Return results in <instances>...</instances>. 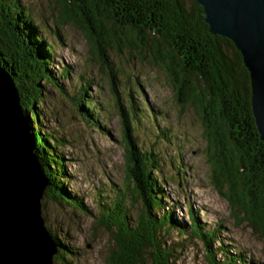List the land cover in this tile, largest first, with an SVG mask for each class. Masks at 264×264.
<instances>
[{
  "label": "trees",
  "instance_id": "obj_1",
  "mask_svg": "<svg viewBox=\"0 0 264 264\" xmlns=\"http://www.w3.org/2000/svg\"><path fill=\"white\" fill-rule=\"evenodd\" d=\"M19 1L0 0V68L16 90L32 154L46 182L42 197L89 214L63 185V159L55 151L61 141L40 130L35 108L43 95L39 83L58 85L48 68L51 50ZM58 6L61 21L80 30L107 72L122 120L128 180L141 203L142 212L135 219L128 217L123 197L102 207L96 223L114 247L108 264H172L173 250L166 246L163 231L178 229L162 205L166 199L155 176L156 155L142 152L132 136L117 92L116 69L107 55L111 46L138 49L140 60L147 58L171 79L179 103L195 107L204 126L213 189L228 203L237 223H246L263 238L264 144L250 108L249 75L232 42L209 33L194 0H58ZM85 93L81 88L78 107L91 117ZM189 218L193 236L206 250L207 264H255L224 246L211 250L219 231L205 230L192 211ZM46 230L57 246L54 264H74L64 243Z\"/></svg>",
  "mask_w": 264,
  "mask_h": 264
},
{
  "label": "rangeland",
  "instance_id": "obj_2",
  "mask_svg": "<svg viewBox=\"0 0 264 264\" xmlns=\"http://www.w3.org/2000/svg\"><path fill=\"white\" fill-rule=\"evenodd\" d=\"M19 4L51 50L48 68L58 85L39 83L43 95L35 108L40 130L61 141L55 151L63 159V185L89 213L42 197L44 226L64 243L74 264H108L114 247L96 223L102 207L123 197L129 218L142 212L128 180L115 95L87 39L72 23L61 21L58 0H20ZM139 54L138 49L123 47L107 50L132 136L142 152L156 155L155 176L166 199L162 205L180 229L163 231L166 246L173 250L172 264H207L206 250L190 230V211L205 230L219 231L211 250L224 246L230 253L264 264V237L246 223H237L228 203L212 187L201 117L194 106L179 103L164 70L147 58L140 60ZM81 88L86 90L83 101H89L91 117L78 107Z\"/></svg>",
  "mask_w": 264,
  "mask_h": 264
},
{
  "label": "water",
  "instance_id": "obj_3",
  "mask_svg": "<svg viewBox=\"0 0 264 264\" xmlns=\"http://www.w3.org/2000/svg\"><path fill=\"white\" fill-rule=\"evenodd\" d=\"M194 1L209 33L232 42L241 55L255 128L264 144V0ZM44 182L16 90L0 68V264H54L57 246L41 217Z\"/></svg>",
  "mask_w": 264,
  "mask_h": 264
},
{
  "label": "bare ground",
  "instance_id": "obj_4",
  "mask_svg": "<svg viewBox=\"0 0 264 264\" xmlns=\"http://www.w3.org/2000/svg\"><path fill=\"white\" fill-rule=\"evenodd\" d=\"M22 141V140H21ZM26 141V139H24V142ZM28 143V142H27ZM26 146V145H25Z\"/></svg>",
  "mask_w": 264,
  "mask_h": 264
}]
</instances>
